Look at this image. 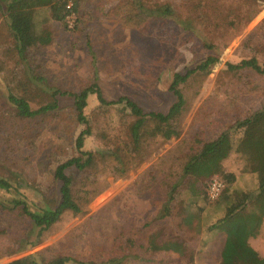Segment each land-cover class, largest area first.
Segmentation results:
<instances>
[{
  "label": "rangeland",
  "instance_id": "1",
  "mask_svg": "<svg viewBox=\"0 0 264 264\" xmlns=\"http://www.w3.org/2000/svg\"><path fill=\"white\" fill-rule=\"evenodd\" d=\"M73 1L71 29L51 19L47 7L36 10L42 37L24 58L13 55L0 23V176L14 189H0L5 207L11 198H23L31 208L44 205L51 193L57 201L59 182L52 171L77 154L74 139L84 127L75 120L69 95H58L53 110L16 116L6 86L35 109L50 101L49 87L77 92L95 79L106 100L126 96L144 111L164 112L174 101L168 90L173 73L183 74L207 55L217 59L177 84L185 99L177 131L167 140L148 138L143 158L125 175L118 177L98 160L83 171L65 169L79 212H64L36 239L27 217L0 205V264L24 256L43 264L60 257L69 258L64 264H220L223 234L208 228L239 192L255 191V174L244 167L243 156L231 152L224 166L236 177L228 183L218 174L224 187L209 200V178L182 176L181 166L202 142L264 106V75L225 65L249 57L264 64V0H125L142 17L135 27L122 25L114 13L124 0ZM167 7L171 13H161ZM83 114L91 134L82 150L116 145L131 150L126 137L131 117L122 103L99 107L89 93ZM229 133L235 143L240 130ZM248 240L264 256V217ZM166 241L178 242L182 251L155 247ZM8 249L16 251L6 254Z\"/></svg>",
  "mask_w": 264,
  "mask_h": 264
},
{
  "label": "trees",
  "instance_id": "2",
  "mask_svg": "<svg viewBox=\"0 0 264 264\" xmlns=\"http://www.w3.org/2000/svg\"><path fill=\"white\" fill-rule=\"evenodd\" d=\"M74 6V1L71 0ZM65 0H0V23H4L10 38L13 55L24 58L27 48L32 43L41 40V33L36 28L34 14L37 9L47 7L50 18L63 22ZM114 13L122 25L135 27L142 23V17L138 11L130 7L128 1H122L114 6ZM124 10V13L121 11ZM161 13L170 14L167 7ZM64 26V25H63ZM211 48L210 44L206 45ZM216 56L207 55L194 68L187 69L183 74L173 73L168 90L174 96V101L166 111H144L142 108L126 96H119L114 100H106L99 90L95 79L89 85L82 87L77 92H70L50 88V101L39 107L30 108L27 99L13 92L10 86H6V100L13 107L14 114L20 118H30L35 115L53 110L57 107V96L69 95L72 97V106L75 120L84 127L77 133L74 139V148L77 152L61 162H58L51 174L53 181H58V198L54 202L51 193V201L44 205L31 208L23 198H11L8 210H16L17 213L27 217L33 228H36V239L43 231L57 222L64 212L73 214L80 211V205L72 194V179L65 173V169L72 167L77 171H83L92 167L95 161L111 165L114 173L121 177L135 163L143 158L142 149L148 138L158 137L167 140L177 131V118L181 114L185 99L177 87L183 83L189 75L205 69L216 61ZM227 70L237 71L250 69L253 72L264 75V64H258L256 59L249 57L241 59L238 63H225ZM4 65L0 61V74ZM94 93L99 107H107L122 103L128 109L131 117L126 123V137L130 147L121 148L119 145L104 147L97 151L82 150L83 139L91 134L88 119L83 114L87 94ZM240 130V136L235 143L230 138V130ZM231 152L243 156L244 167L255 174V191L239 192L238 198L225 206L224 214L212 223L208 229L223 234V240L219 251L220 264H264V256L260 255L249 243V238L255 236L261 219L264 217V106L252 112L248 116L237 120L232 126L220 131L213 139L202 142L196 153L190 155L181 166V175L194 179H207L213 174H220L226 182H232L234 176L231 172H225L222 161ZM222 179V178H221ZM223 180V179H222ZM207 185V183H206ZM206 187V186H205ZM0 189L11 192L12 184L5 177L0 176ZM173 189V186H172ZM171 195V193H170ZM171 199V196H169ZM167 213V208H164ZM37 241V240H36ZM36 241L30 243V245ZM161 250L174 252L182 251L178 242L166 241L158 246ZM16 251L8 249L5 253ZM68 257H60L46 262V264H64ZM75 264H92L90 262H76ZM6 264H43L31 256H24L7 262Z\"/></svg>",
  "mask_w": 264,
  "mask_h": 264
},
{
  "label": "built area",
  "instance_id": "3",
  "mask_svg": "<svg viewBox=\"0 0 264 264\" xmlns=\"http://www.w3.org/2000/svg\"><path fill=\"white\" fill-rule=\"evenodd\" d=\"M76 19L75 10L72 7L71 0H65L63 24L67 29H71L74 26ZM224 187V182L218 174H213L209 177L205 188L206 198L209 200L215 199Z\"/></svg>",
  "mask_w": 264,
  "mask_h": 264
},
{
  "label": "crops",
  "instance_id": "4",
  "mask_svg": "<svg viewBox=\"0 0 264 264\" xmlns=\"http://www.w3.org/2000/svg\"><path fill=\"white\" fill-rule=\"evenodd\" d=\"M227 158V157H226ZM225 158V159H226ZM223 160L222 161V167H223V169H224V171L226 172V171H230L231 173H232V169L231 168H226L224 165V163H226L225 161L226 160ZM233 174V173H232ZM234 177H236V174H234ZM249 243H250V245L257 251V252H260L261 250H260V248L254 243V242H252L251 240H249Z\"/></svg>",
  "mask_w": 264,
  "mask_h": 264
}]
</instances>
